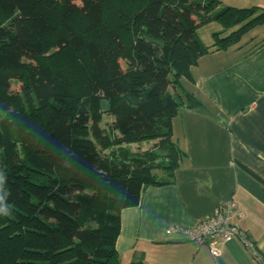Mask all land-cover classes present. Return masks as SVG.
<instances>
[{"label": "trees", "instance_id": "1", "mask_svg": "<svg viewBox=\"0 0 264 264\" xmlns=\"http://www.w3.org/2000/svg\"><path fill=\"white\" fill-rule=\"evenodd\" d=\"M73 1L0 0V264H120L122 211L185 157L173 120L202 104L179 90L211 50L198 30L219 23L226 50L264 23L220 0Z\"/></svg>", "mask_w": 264, "mask_h": 264}, {"label": "crops", "instance_id": "2", "mask_svg": "<svg viewBox=\"0 0 264 264\" xmlns=\"http://www.w3.org/2000/svg\"><path fill=\"white\" fill-rule=\"evenodd\" d=\"M220 1L264 10V0ZM216 27L200 37L211 50L192 68L193 81L185 79V91L202 104L173 120V140L185 153L176 181L147 187L138 207L122 211L120 264H263L239 239L220 243L215 256L207 244L166 233L195 226L233 199L245 213L241 229L264 260V23L226 50L213 47L214 33L223 31Z\"/></svg>", "mask_w": 264, "mask_h": 264}, {"label": "built area", "instance_id": "3", "mask_svg": "<svg viewBox=\"0 0 264 264\" xmlns=\"http://www.w3.org/2000/svg\"><path fill=\"white\" fill-rule=\"evenodd\" d=\"M244 217L245 213L238 203L230 199L218 207L211 216L195 226L190 228L170 227L166 233L184 235L188 241L196 245L207 244L215 256L221 255L220 243L239 239L246 248L252 251L254 256L261 260L262 258L249 234L240 227V220Z\"/></svg>", "mask_w": 264, "mask_h": 264}, {"label": "rangeland", "instance_id": "4", "mask_svg": "<svg viewBox=\"0 0 264 264\" xmlns=\"http://www.w3.org/2000/svg\"><path fill=\"white\" fill-rule=\"evenodd\" d=\"M72 4L75 5V6H78V7H83L84 6V4L80 0H75V1H73ZM224 7H228V5H225ZM216 26L219 27L220 25L218 23H215V25H213V27H212L211 24L203 26L202 28H204V29H202L200 34L198 35L199 38L203 37L206 32L212 33L213 31H217V30H212ZM123 66L124 67L126 66L125 62H123ZM186 88H187V82L185 80H183L182 83H181V86L179 87V90L180 91H184V90H186ZM21 90H22L21 83H19L18 81H13V83H12V91L14 93H20ZM114 120L115 119L113 117L106 115L104 117L103 126L107 127L109 124L114 123ZM153 146H154L153 142H149V143L144 142V143H141V144H133L132 145V149L134 151L142 152V151H145V150L153 148Z\"/></svg>", "mask_w": 264, "mask_h": 264}]
</instances>
